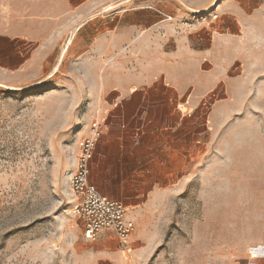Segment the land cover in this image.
I'll return each instance as SVG.
<instances>
[{"label":"crops","instance_id":"1","mask_svg":"<svg viewBox=\"0 0 264 264\" xmlns=\"http://www.w3.org/2000/svg\"><path fill=\"white\" fill-rule=\"evenodd\" d=\"M0 10V83L45 79L62 39L84 55L77 79H96L84 129L105 124L90 180L125 204L136 229L126 245L102 231L83 264H130L128 248L147 260L160 236L146 215L201 186L206 159L264 162V0H2ZM95 20L115 22L95 29ZM236 130H258L257 147L250 136L236 143Z\"/></svg>","mask_w":264,"mask_h":264},{"label":"rangeland","instance_id":"2","mask_svg":"<svg viewBox=\"0 0 264 264\" xmlns=\"http://www.w3.org/2000/svg\"><path fill=\"white\" fill-rule=\"evenodd\" d=\"M130 8H119L122 23L129 22L125 12ZM114 22L95 20L92 26ZM74 48L68 50L62 39L50 71L35 84L12 88L0 83V264H83L94 250L95 239L84 237L74 215L68 175L75 169L79 131L88 122L97 89L96 79H77L84 55ZM222 94L220 86L209 100ZM259 135L258 130H236L235 141L250 136L257 147ZM208 138L204 132L203 141ZM173 203L165 199L146 215L145 228L158 232L160 244L141 264H264V162L258 155L236 154L213 164L206 159L202 185L193 181ZM255 248L260 250L256 255ZM129 249L130 264H140Z\"/></svg>","mask_w":264,"mask_h":264},{"label":"built area","instance_id":"3","mask_svg":"<svg viewBox=\"0 0 264 264\" xmlns=\"http://www.w3.org/2000/svg\"><path fill=\"white\" fill-rule=\"evenodd\" d=\"M104 124L105 121L95 118L84 130L79 131V152L71 176L76 200L73 212L82 223L86 239L94 240L102 231H108L126 245L136 229L135 220L127 217V208L121 200L102 193L90 180L91 160L103 134Z\"/></svg>","mask_w":264,"mask_h":264},{"label":"bare ground","instance_id":"4","mask_svg":"<svg viewBox=\"0 0 264 264\" xmlns=\"http://www.w3.org/2000/svg\"><path fill=\"white\" fill-rule=\"evenodd\" d=\"M72 173H73V172H72ZM72 173H69L68 178L71 177ZM252 252H253L254 255H256V254H258V253L260 252V250L257 249V248H255V249L252 250Z\"/></svg>","mask_w":264,"mask_h":264}]
</instances>
